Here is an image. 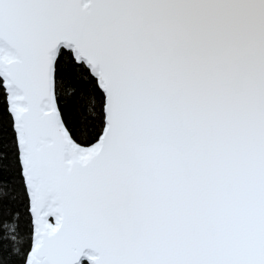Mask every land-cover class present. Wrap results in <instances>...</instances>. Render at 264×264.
Wrapping results in <instances>:
<instances>
[{
  "label": "snow or ice",
  "instance_id": "obj_1",
  "mask_svg": "<svg viewBox=\"0 0 264 264\" xmlns=\"http://www.w3.org/2000/svg\"><path fill=\"white\" fill-rule=\"evenodd\" d=\"M0 264H264V0H0Z\"/></svg>",
  "mask_w": 264,
  "mask_h": 264
}]
</instances>
